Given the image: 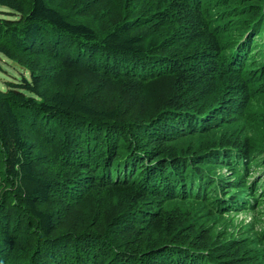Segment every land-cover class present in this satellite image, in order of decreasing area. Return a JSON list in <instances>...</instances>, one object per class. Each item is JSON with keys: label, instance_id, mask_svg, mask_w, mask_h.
<instances>
[{"label": "trees", "instance_id": "obj_1", "mask_svg": "<svg viewBox=\"0 0 264 264\" xmlns=\"http://www.w3.org/2000/svg\"><path fill=\"white\" fill-rule=\"evenodd\" d=\"M0 5V264H264V0Z\"/></svg>", "mask_w": 264, "mask_h": 264}, {"label": "rangeland", "instance_id": "obj_2", "mask_svg": "<svg viewBox=\"0 0 264 264\" xmlns=\"http://www.w3.org/2000/svg\"><path fill=\"white\" fill-rule=\"evenodd\" d=\"M9 11H11L9 8L0 5V16L13 18L14 16L9 14ZM23 76L29 78V72L0 54V88L4 89L6 87V82H19ZM257 103L258 102H256V104ZM250 105L251 104H249L247 107L249 110H252ZM223 171L225 172V170ZM231 216H234V223H237L239 220H241L242 223H248L253 220V213L250 211H239L235 214L232 213Z\"/></svg>", "mask_w": 264, "mask_h": 264}]
</instances>
